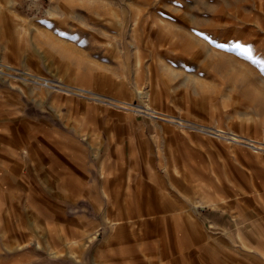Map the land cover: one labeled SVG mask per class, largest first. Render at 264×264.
Returning a JSON list of instances; mask_svg holds the SVG:
<instances>
[{
	"label": "rangeland",
	"instance_id": "374dc122",
	"mask_svg": "<svg viewBox=\"0 0 264 264\" xmlns=\"http://www.w3.org/2000/svg\"><path fill=\"white\" fill-rule=\"evenodd\" d=\"M0 68V264H264V0H0Z\"/></svg>",
	"mask_w": 264,
	"mask_h": 264
},
{
	"label": "crops",
	"instance_id": "0c3cea01",
	"mask_svg": "<svg viewBox=\"0 0 264 264\" xmlns=\"http://www.w3.org/2000/svg\"><path fill=\"white\" fill-rule=\"evenodd\" d=\"M59 144L60 143V140H59V138L56 140V144ZM104 147H106L107 148V145H105V142H104ZM59 148L57 147L56 148V150H58ZM17 154V153H16ZM19 155H20V153H19ZM106 155H108V154H106ZM60 156V155H59ZM79 157H81V158H83L80 154H77L76 156L74 155V154H70V155H68V154H65L63 157H61V163H62V170H73L74 169V164H75V158H79ZM103 161L105 162V163H108L109 162V157H107V156H104V158H103ZM59 164V163H58ZM84 165H87V163H86V161H85V163H84ZM81 171H86V169H84V168H82L81 169ZM109 172L107 171L106 172V174H107V177L104 175L102 178H101V180H99V182H95V180L94 181H91V182H86L85 184L86 185H89V187H97V186H102L103 187V189L104 188H106V187H111V186H114V185H116L117 186V184H119V183H117V182H111V178L110 177H108L109 176V174H108ZM105 192V191H104ZM105 197H107L105 194L104 195H102V196H98V198H102V200H99L96 196H94V195H92V198H93V200L94 201H107V199L105 198ZM110 199H111V197H110ZM109 198H108V203H110L111 202V200H110ZM162 200L163 199H159L158 201H160V202H162ZM113 202H123V201H125V198H120V197H118V198H114L113 200H112ZM95 207H98V206H95ZM117 250H118V253H116V254H111V253H109L108 255H110L108 258H106V256L104 257V262H109L110 264H111V262H113L114 261V263L115 264H127V262H128V260H127V256L123 253V251H124V248H122V246L120 245L119 246V248H117ZM135 250H136V248H135ZM136 256V255H135ZM135 256H133L135 259L134 260H131L132 262H135V264H136V261H138V260H140V259H136L137 258V256L135 257ZM139 257H141V256H139ZM106 258V259H105Z\"/></svg>",
	"mask_w": 264,
	"mask_h": 264
},
{
	"label": "bare ground",
	"instance_id": "6f19581e",
	"mask_svg": "<svg viewBox=\"0 0 264 264\" xmlns=\"http://www.w3.org/2000/svg\"><path fill=\"white\" fill-rule=\"evenodd\" d=\"M2 63V62H1ZM2 65V64H1ZM5 65H7L6 63H5ZM5 65H3V66H5ZM7 69L6 70H9L10 68H12L11 66H5ZM5 69V68H4ZM2 69L0 68V71H1ZM13 70H14V68H13ZM1 72H4V71H1ZM23 73V72H22ZM9 75V74H8ZM23 75H24V73H23ZM30 76L29 78H32V81L34 80L36 83L38 82V83H40V82H42V81H40V80H42V79H44L45 80V78H43V77H39V76H34L33 75V73H31V74H29V73H25V76ZM37 79H36V78ZM24 78H26V77H24ZM28 78H26L25 80H27ZM39 79V80H38ZM61 80V79H60ZM60 82V81H59ZM56 83V82H55ZM58 83V82H57ZM44 84H47V85H51L50 84V82H49V80H45V82H44ZM59 84V83H58ZM62 84H63V82H62ZM41 85V84H40ZM54 85V84H53ZM52 87H55V88H57V89H62L63 87L62 86H59V85H55V86H52ZM69 87H70V85H69ZM64 89V88H63ZM61 91V90H60ZM64 91V90H63ZM66 92H70V93H73V94H77V95H80V96H86V97H89L90 96V98H91V96H93V98L94 99H98L97 97H99L98 95L99 94H97V93H95L94 91H92L91 89H87V88H83V87H78V86H72L71 88H69ZM70 93H67V94H70ZM146 95H148V94H146ZM95 96V97H94ZM102 96H103V94H102ZM105 96V95H104ZM147 97V96H146ZM118 99V98H117ZM114 104H116L117 106H121V107H124V108H128L129 109V107H131L132 106V103L131 102H127V101H124V100H115V101H112ZM145 102V101H144ZM146 103V102H145ZM148 106V105H147ZM150 106V105H149ZM146 107V106H145ZM145 107H144V109H145ZM151 107V106H150ZM133 109V108H132ZM135 110V109H134ZM148 110H151L153 113H158V111H156L155 109H151V108H149ZM148 110H147V112H148ZM150 111V112H151ZM152 116H153V114H151ZM164 115H167V114H164ZM164 115H162V116H164ZM155 116H158V115H155ZM160 116H161V114H160ZM159 116V118H162V117H160ZM166 117V116H165ZM164 118V117H163ZM231 139L233 140V141H236V142H242L241 141V138L239 137V136H237L236 134H232V136H231ZM123 222V221H122ZM112 224V223H111Z\"/></svg>",
	"mask_w": 264,
	"mask_h": 264
}]
</instances>
